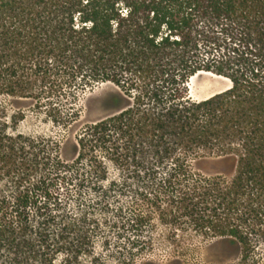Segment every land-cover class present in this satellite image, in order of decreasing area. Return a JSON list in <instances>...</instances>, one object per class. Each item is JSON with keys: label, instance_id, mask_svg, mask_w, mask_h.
<instances>
[{"label": "trees", "instance_id": "16d2710c", "mask_svg": "<svg viewBox=\"0 0 264 264\" xmlns=\"http://www.w3.org/2000/svg\"><path fill=\"white\" fill-rule=\"evenodd\" d=\"M101 83L126 103L60 140L3 105L67 129ZM157 228L264 264V0H0V264H134Z\"/></svg>", "mask_w": 264, "mask_h": 264}, {"label": "rangeland", "instance_id": "374dc122", "mask_svg": "<svg viewBox=\"0 0 264 264\" xmlns=\"http://www.w3.org/2000/svg\"><path fill=\"white\" fill-rule=\"evenodd\" d=\"M228 85L226 79L208 72L197 73L188 82V95L192 99H203L216 92L221 91ZM126 103L119 89L110 83H101L91 89H87L79 95L77 107L79 117L69 128H62L59 124L51 122L43 114L38 113L30 106L28 101H8L3 102L4 109L8 115L16 114V121L13 124L15 132L29 136H41L43 138L62 139L66 136L72 137L86 124L105 118L117 111ZM12 125V124H11ZM199 167L205 172H214L216 164L204 161ZM167 233L163 229L157 228L152 236L156 239L150 250L144 252L135 259L134 264H229L231 260H221V246H216L214 242H196V236L187 243H195L190 251L180 254L173 250L169 243ZM177 232L176 237L180 241H186L189 236L181 237ZM186 244V242H185ZM96 251L101 252V258L105 264H116L109 257L110 248L97 247Z\"/></svg>", "mask_w": 264, "mask_h": 264}]
</instances>
